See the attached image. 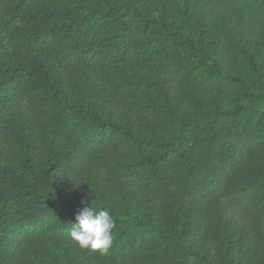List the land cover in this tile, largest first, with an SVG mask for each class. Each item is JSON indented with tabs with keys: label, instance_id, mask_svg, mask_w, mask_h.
I'll use <instances>...</instances> for the list:
<instances>
[{
	"label": "trees",
	"instance_id": "trees-1",
	"mask_svg": "<svg viewBox=\"0 0 264 264\" xmlns=\"http://www.w3.org/2000/svg\"><path fill=\"white\" fill-rule=\"evenodd\" d=\"M0 264H264V0H0Z\"/></svg>",
	"mask_w": 264,
	"mask_h": 264
},
{
	"label": "clouds",
	"instance_id": "clouds-1",
	"mask_svg": "<svg viewBox=\"0 0 264 264\" xmlns=\"http://www.w3.org/2000/svg\"><path fill=\"white\" fill-rule=\"evenodd\" d=\"M114 228L115 221L110 211L94 207L91 203L78 210L70 238L82 250L105 254L113 243Z\"/></svg>",
	"mask_w": 264,
	"mask_h": 264
}]
</instances>
